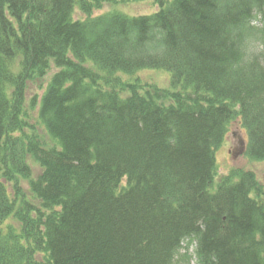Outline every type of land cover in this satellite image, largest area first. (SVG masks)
Masks as SVG:
<instances>
[{
  "label": "trees",
  "instance_id": "obj_1",
  "mask_svg": "<svg viewBox=\"0 0 264 264\" xmlns=\"http://www.w3.org/2000/svg\"><path fill=\"white\" fill-rule=\"evenodd\" d=\"M117 3L0 0V264H264V0Z\"/></svg>",
  "mask_w": 264,
  "mask_h": 264
},
{
  "label": "rangeland",
  "instance_id": "obj_2",
  "mask_svg": "<svg viewBox=\"0 0 264 264\" xmlns=\"http://www.w3.org/2000/svg\"><path fill=\"white\" fill-rule=\"evenodd\" d=\"M117 6L123 11L132 15H149L158 10L156 6V0H117ZM113 6L106 5L102 11L95 12V15H100L104 12H110ZM79 15V14H78ZM143 84H149L148 82L158 84L160 87H167L169 83V76L166 73L158 71L144 72L139 75ZM49 78L46 79L48 81ZM39 83L36 82L30 86L28 92V103L37 92ZM237 137L244 139L247 143V134L240 128L238 124H232L229 128V133L226 138V142L223 147L218 151L217 163L219 167L220 177L226 176L233 170H246L252 171L257 176L261 185H264V163L250 162L242 153L232 157V152L235 151L237 144ZM39 170L35 168L34 175L37 176ZM191 264H194L192 261Z\"/></svg>",
  "mask_w": 264,
  "mask_h": 264
}]
</instances>
